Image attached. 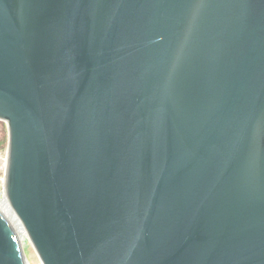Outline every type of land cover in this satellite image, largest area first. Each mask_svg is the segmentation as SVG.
Instances as JSON below:
<instances>
[{
  "label": "water",
  "instance_id": "water-1",
  "mask_svg": "<svg viewBox=\"0 0 264 264\" xmlns=\"http://www.w3.org/2000/svg\"><path fill=\"white\" fill-rule=\"evenodd\" d=\"M0 264H264V0H0Z\"/></svg>",
  "mask_w": 264,
  "mask_h": 264
},
{
  "label": "rangeland",
  "instance_id": "rangeland-1",
  "mask_svg": "<svg viewBox=\"0 0 264 264\" xmlns=\"http://www.w3.org/2000/svg\"><path fill=\"white\" fill-rule=\"evenodd\" d=\"M7 151H8V127L7 123L0 120V208L7 214L5 205V178H6V163H7ZM5 199V201H4ZM8 215V214H7ZM16 231L21 238V243L25 256L29 264H42L37 252L29 241L28 237Z\"/></svg>",
  "mask_w": 264,
  "mask_h": 264
},
{
  "label": "bare ground",
  "instance_id": "bare-ground-1",
  "mask_svg": "<svg viewBox=\"0 0 264 264\" xmlns=\"http://www.w3.org/2000/svg\"><path fill=\"white\" fill-rule=\"evenodd\" d=\"M5 199H6V196H5ZM5 199H4V201H5ZM5 205H6V211H7V214H8V215L7 214L6 215L8 216L9 220L12 222L11 217H10L9 212H8V209H7V203H6V201H5ZM22 233L25 234L28 237V239H29V236H28L27 233H24V232H22ZM29 241H30V239H29Z\"/></svg>",
  "mask_w": 264,
  "mask_h": 264
}]
</instances>
